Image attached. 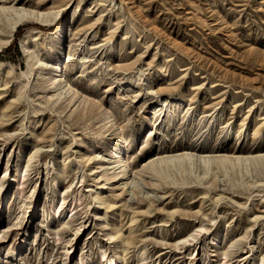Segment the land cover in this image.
I'll return each instance as SVG.
<instances>
[{
	"label": "rangeland",
	"instance_id": "1",
	"mask_svg": "<svg viewBox=\"0 0 264 264\" xmlns=\"http://www.w3.org/2000/svg\"><path fill=\"white\" fill-rule=\"evenodd\" d=\"M2 4L50 19L10 34L0 14V264H264V0ZM58 57L80 98L51 102L30 70ZM110 119L132 170L172 153L242 159L123 187L96 135ZM97 153L106 171L89 170Z\"/></svg>",
	"mask_w": 264,
	"mask_h": 264
},
{
	"label": "bare ground",
	"instance_id": "2",
	"mask_svg": "<svg viewBox=\"0 0 264 264\" xmlns=\"http://www.w3.org/2000/svg\"><path fill=\"white\" fill-rule=\"evenodd\" d=\"M0 14H3L6 18V26L8 28V32H11L16 28L17 25L22 23V21L31 19V22H35L41 25L47 24L46 21L50 18L45 16L40 10L27 8L25 6L20 5H0ZM5 22V21H4ZM65 18L62 20L61 25L57 33H59L60 39L57 42V45L51 47L52 50H56L57 47H61L63 44V26H64ZM56 31L52 32V35L57 34ZM31 59H33L32 55H29ZM37 63V75L39 77H43L44 74L47 73L48 80L47 85H50L52 88L51 94L49 95V99L51 102L58 101L62 98H65L68 95L69 98H73L78 96L79 98L82 96L78 93L77 89L73 87L69 81L66 79V76L63 73L62 63L63 58L58 57L56 60L49 66V69L43 68L45 65V60L40 58H36L34 62L30 64V70L33 71L34 65ZM83 99V97L81 98ZM176 114L175 112H173ZM111 131V132H109ZM109 132V134H108ZM98 135H105V139L103 143L105 147H107L108 151L113 154V162L114 164L111 166V173L113 177L121 176V184L123 187L127 186L133 189L135 187V178L140 176L142 172H147L152 177L164 178V176H168V168L172 166L176 167L178 171L185 170L187 165H189L192 169L196 165H202L201 174L205 175L209 169L219 168L220 166L226 170L227 164L234 167L235 163H238L242 158L239 156H224V155H198L191 152L185 153H172V154H165L155 158H152L145 162L141 168L137 170H132V168L125 162L124 160V153H125V145H126V138L121 131H119L115 127V121L110 119L108 124L97 134ZM84 153L80 152L79 157H83ZM105 156L103 153H97L93 156H89L87 159L90 160L91 158L95 157L99 161L101 158ZM247 160V159H246ZM248 164L246 165V167ZM97 167H102V170H107V165L100 161L98 166H94L89 170L93 172L96 171ZM104 171V172H105ZM198 177V173H197ZM105 181V176L101 177V186ZM100 191L96 192V199H99ZM58 208V206H56ZM58 211V210H57ZM61 212V211H60ZM71 212V210H70ZM69 212V213H70ZM57 217H60L64 214L57 213ZM198 233V229H195L194 233L190 234L189 237L193 238ZM185 238L184 241L190 240V238ZM103 255V254H102ZM121 259V257H119ZM264 261V257L262 258Z\"/></svg>",
	"mask_w": 264,
	"mask_h": 264
}]
</instances>
